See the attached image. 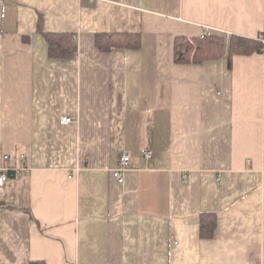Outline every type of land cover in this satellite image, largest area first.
Listing matches in <instances>:
<instances>
[{
    "label": "crops",
    "instance_id": "crops-1",
    "mask_svg": "<svg viewBox=\"0 0 264 264\" xmlns=\"http://www.w3.org/2000/svg\"><path fill=\"white\" fill-rule=\"evenodd\" d=\"M116 34L140 48L98 50ZM204 34L222 57L175 63ZM234 36L264 39V0H0V264H264V54L230 66Z\"/></svg>",
    "mask_w": 264,
    "mask_h": 264
},
{
    "label": "trees",
    "instance_id": "trees-1",
    "mask_svg": "<svg viewBox=\"0 0 264 264\" xmlns=\"http://www.w3.org/2000/svg\"><path fill=\"white\" fill-rule=\"evenodd\" d=\"M49 55L54 59H69L77 52L78 46L72 34L44 33ZM95 45L98 50L108 52L112 49H139L141 38L133 34L97 35ZM225 41L222 36L204 34L200 37H177L174 44V60L177 64H202L222 57ZM264 54V45L255 40L232 37L229 44V65L234 56ZM217 225L216 215H203L201 222L202 237H212ZM31 264H45L34 262Z\"/></svg>",
    "mask_w": 264,
    "mask_h": 264
},
{
    "label": "built area",
    "instance_id": "built-area-1",
    "mask_svg": "<svg viewBox=\"0 0 264 264\" xmlns=\"http://www.w3.org/2000/svg\"><path fill=\"white\" fill-rule=\"evenodd\" d=\"M207 30L211 31V29H208V28ZM257 40L264 45L263 38H258ZM60 122L62 125H68V124H71L73 120L71 118L64 117L61 119ZM140 155L145 161H149L154 156V152L149 149H142L140 150ZM4 159L6 163L9 161V158L7 156ZM131 162H132V155L127 151H123L120 157L119 167L112 171L114 178L119 184L123 185L125 183L126 173L130 170ZM10 170H11L10 167L7 165H5L1 169L0 186H3L5 182L8 180L7 173ZM21 173L29 175L31 173V170L25 166L22 168Z\"/></svg>",
    "mask_w": 264,
    "mask_h": 264
}]
</instances>
